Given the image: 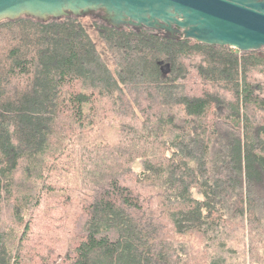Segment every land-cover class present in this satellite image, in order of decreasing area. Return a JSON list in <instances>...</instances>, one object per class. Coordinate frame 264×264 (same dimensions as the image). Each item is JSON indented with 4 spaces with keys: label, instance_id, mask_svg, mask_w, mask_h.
Returning <instances> with one entry per match:
<instances>
[{
    "label": "trees",
    "instance_id": "16d2710c",
    "mask_svg": "<svg viewBox=\"0 0 264 264\" xmlns=\"http://www.w3.org/2000/svg\"><path fill=\"white\" fill-rule=\"evenodd\" d=\"M0 264H264V47L1 20Z\"/></svg>",
    "mask_w": 264,
    "mask_h": 264
},
{
    "label": "water",
    "instance_id": "95a60500",
    "mask_svg": "<svg viewBox=\"0 0 264 264\" xmlns=\"http://www.w3.org/2000/svg\"><path fill=\"white\" fill-rule=\"evenodd\" d=\"M88 14L115 28H147L241 51L264 47V0H0V21Z\"/></svg>",
    "mask_w": 264,
    "mask_h": 264
},
{
    "label": "rangeland",
    "instance_id": "374dc122",
    "mask_svg": "<svg viewBox=\"0 0 264 264\" xmlns=\"http://www.w3.org/2000/svg\"><path fill=\"white\" fill-rule=\"evenodd\" d=\"M101 133L106 135L108 138L114 137V126L111 124H101L100 125ZM99 130V132H100ZM100 133V134H101Z\"/></svg>",
    "mask_w": 264,
    "mask_h": 264
}]
</instances>
